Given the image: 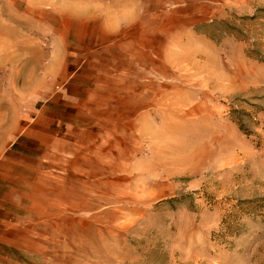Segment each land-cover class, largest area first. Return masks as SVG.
Here are the masks:
<instances>
[{"label":"rangeland","instance_id":"374dc122","mask_svg":"<svg viewBox=\"0 0 264 264\" xmlns=\"http://www.w3.org/2000/svg\"><path fill=\"white\" fill-rule=\"evenodd\" d=\"M69 3L0 0V153ZM150 70L142 116L102 100L94 143L50 145L31 264H264V0H160Z\"/></svg>","mask_w":264,"mask_h":264},{"label":"crops","instance_id":"0c3cea01","mask_svg":"<svg viewBox=\"0 0 264 264\" xmlns=\"http://www.w3.org/2000/svg\"><path fill=\"white\" fill-rule=\"evenodd\" d=\"M67 1L60 11L70 29L56 40L50 86L41 78L39 90L50 93L39 96L33 119L3 134L10 140L0 153V264H31V222L41 214L36 200L45 195L41 174L50 145L62 151L94 143L100 121L95 106L102 100L128 104L139 116L147 106L140 79L149 68L154 73V10L160 0ZM108 88L115 94L106 95Z\"/></svg>","mask_w":264,"mask_h":264}]
</instances>
